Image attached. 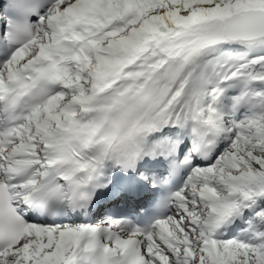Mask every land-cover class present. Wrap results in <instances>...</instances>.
<instances>
[{"label":"snow or ice","instance_id":"1","mask_svg":"<svg viewBox=\"0 0 264 264\" xmlns=\"http://www.w3.org/2000/svg\"><path fill=\"white\" fill-rule=\"evenodd\" d=\"M0 264H264V0H0Z\"/></svg>","mask_w":264,"mask_h":264}]
</instances>
